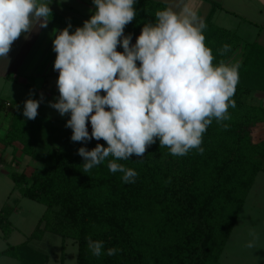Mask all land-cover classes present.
<instances>
[{
  "label": "trees",
  "instance_id": "16d2710c",
  "mask_svg": "<svg viewBox=\"0 0 264 264\" xmlns=\"http://www.w3.org/2000/svg\"><path fill=\"white\" fill-rule=\"evenodd\" d=\"M94 14L93 0H89ZM136 17L125 26L124 35H140L147 23L155 24L157 11L166 9L156 0H136ZM213 3L204 17L205 44L215 57L229 62L237 47L243 46L239 81L229 107V119H213L202 135L203 148L191 149L184 156H173L159 139L147 147L143 157L133 154L117 163L137 172L135 182L125 183L122 173L108 169V157L89 172H83L84 159L78 149L107 147L104 140L73 142L66 122L38 110L34 120L23 115L24 105L10 101L8 122L0 141L4 147L18 145L23 157L35 164L29 173L9 170L13 190L45 206L28 240L0 252L19 264H50L45 251L29 244L45 232L61 238L60 263L65 258L67 240L76 245L75 264H221L220 256L233 230L247 195L258 173H264V105L253 103L257 92H264V36L243 40L235 30L212 22ZM229 11V10H226ZM50 21L75 31L79 20L52 11ZM246 21V19H243ZM230 45L221 55L219 49ZM118 52H123L117 45ZM140 66V62H136ZM59 72L56 73V81ZM0 99V112L8 107ZM19 106V107H17ZM13 160V159H12ZM11 163H16L12 161ZM10 194L8 195V198ZM17 201L0 207V230L7 238L12 225L9 217ZM104 242L103 254L96 257L87 247V237ZM119 251L108 256L107 249Z\"/></svg>",
  "mask_w": 264,
  "mask_h": 264
},
{
  "label": "clouds",
  "instance_id": "9594fccd",
  "mask_svg": "<svg viewBox=\"0 0 264 264\" xmlns=\"http://www.w3.org/2000/svg\"><path fill=\"white\" fill-rule=\"evenodd\" d=\"M135 3L93 0L94 14L82 27L71 34L70 23L62 30L53 29L59 96L50 107L61 116L70 114L66 127L72 129L73 142H106L107 147L97 143L91 150L78 149L85 161L83 172L111 156L109 171L122 173L125 183L135 182L137 172L117 161L133 154L143 157L156 138L173 156H184L191 149L203 152V133L213 119L228 120L229 107H235L231 98L240 67L223 60L213 65L215 57L205 44L207 25L188 0H176L174 7L157 11L155 24H145L131 44L124 29L136 17ZM49 5L42 0H0V58L8 60L12 44L22 34L27 38L37 25L47 28L52 18ZM118 44L123 52L116 50ZM229 50L225 44L218 51L223 55ZM41 100L27 99L24 117L34 120ZM250 235L253 240L246 247L254 248L256 234ZM86 239L92 254L101 256L104 242ZM118 251L109 248L106 254Z\"/></svg>",
  "mask_w": 264,
  "mask_h": 264
},
{
  "label": "rangeland",
  "instance_id": "374dc122",
  "mask_svg": "<svg viewBox=\"0 0 264 264\" xmlns=\"http://www.w3.org/2000/svg\"><path fill=\"white\" fill-rule=\"evenodd\" d=\"M160 1H162L166 5L168 4L169 7H174L176 4V0ZM238 1H224L223 5L231 10H217L215 19L212 20V22L217 26L233 30L239 29L241 26V29H239L240 33H242L241 37L244 40L250 38L253 39L254 33L256 32V27L254 25L244 23L245 21H243V19L247 17L250 20L246 19V21L257 23L258 30L262 29L263 33L261 34L262 36H264V10L260 4L261 2L264 3V0H247L243 2ZM42 2L50 4L49 7L52 9V11L66 18L79 20L82 23L90 19V17L88 16L91 9V3L89 0H42ZM189 3L193 4L192 2ZM60 26H62V29L67 27L64 25ZM243 30H246L247 32H244ZM69 31L71 34V29H69ZM137 37L134 38L133 44H135ZM242 52L243 46L240 45L230 57L229 62L234 64L239 63L241 60ZM2 84L3 83L0 84V87L5 89ZM8 86H10L9 88L11 90H8L4 94V96H7L11 99L16 98V95L19 94V96H21L22 98L20 101L23 103L29 98L41 100L40 96H36L33 92L28 91V89L20 87L15 88V86L17 85L11 84H8ZM34 86H36V82L34 83ZM24 93H26L25 95L28 96V98H23L22 95H24ZM100 94L102 96L106 95V93H104L103 91H101ZM255 96L256 97L252 99L253 103H258V98L264 97V95H261L260 93H256ZM56 98H58V96L52 93H47L45 98L43 97V99L41 100L38 110L46 115H50L56 118L58 123L64 124L68 119H70V114L61 116L57 110L50 107V102H55ZM262 105H264V102L262 103ZM106 110L109 109L106 108ZM10 113L11 110L9 109V106L6 108H2L0 112V127L3 124H7L8 116L10 115ZM87 128L89 134H91L92 128L90 119L87 122ZM13 148V158H8L7 163H4L0 166V207L3 205V203H5V201H10L12 203L14 201H17V206L15 211H13V213L9 217L12 229L8 237L3 238L2 232L0 230V252L6 249L8 246H15L28 240V236L34 230L38 219L45 209L44 205L26 197H22L19 193V190H13V182L7 175V172L9 170H23L26 173H29L32 170V167L35 165L33 161H28V159L25 157L24 161H19L16 159V163L10 164V160L11 162L15 160V151L17 147L15 146ZM9 152L11 153V151ZM263 175V172L258 173L257 182L248 193L249 197L245 200L246 202L244 204V207L239 213L235 226L233 227V230L220 256L221 264H264ZM9 194L10 197L8 198ZM253 231L256 234L255 247L248 248L246 247V245L253 240V236L250 235V233ZM29 244L36 249L45 251L49 256L50 264L60 263L62 243L59 236L50 232H45L40 239L30 240ZM64 252L65 258L63 264H75L76 245L72 243L71 240L66 241ZM0 264H19V262L7 255L0 254Z\"/></svg>",
  "mask_w": 264,
  "mask_h": 264
},
{
  "label": "crops",
  "instance_id": "0c3cea01",
  "mask_svg": "<svg viewBox=\"0 0 264 264\" xmlns=\"http://www.w3.org/2000/svg\"><path fill=\"white\" fill-rule=\"evenodd\" d=\"M156 1H160V0H156ZM224 1H227V0H188V2L193 3L192 5L195 6V8L198 11V14L203 19L205 15L208 13V11L211 9V6L213 3H218L224 9L231 10L229 8H226L223 5ZM243 1H247V0H239L238 2H243ZM260 4L264 10V3L261 2ZM168 7L169 6L167 4L166 8ZM217 10H221V9H216L214 11L212 20L215 19ZM245 19L250 20L247 17ZM244 23H248L249 25H254L256 27L254 38L246 39L248 42H251L257 36V32H258L257 23H253L249 21H245ZM53 29L61 30L62 26H60V24L58 23H55V22L53 23L52 21H49L47 28H39V26L37 25L27 35V38L25 37L24 34H22L20 38L17 39L12 44L11 50L8 54V60L6 58H0V84L3 83L2 85L5 87V89L0 87V99H4L6 102L15 101L20 105H24V103L20 101L22 98L21 96H19V94L16 95V98H12V99L7 96H4V94L8 90H11L8 84L17 85L15 86V88L20 87V88L28 89V91L33 92L36 96L41 97V94H43L44 98L47 93H52L56 96H59V92L57 91V84H56V73L58 71L54 70V67H53L54 61L57 55L53 51V39L55 38L53 35ZM239 29H241V26ZM239 29H236L235 31L241 37L242 33H240ZM230 30H233V29H230ZM71 31H72L71 33L74 32L73 30ZM243 31L247 32L246 30H243ZM35 82H36V86H34ZM257 93L264 95V92H257ZM25 94L26 93L22 95L23 98H28V96H26ZM258 99L262 103L264 102V97H260ZM6 125L7 124L5 125L3 124L1 125L2 128L0 127V138L2 134L4 133ZM15 146L17 147V149L15 148L16 149L15 160L14 159L13 160L16 161L17 159L19 161H24V159L27 158L29 161L28 157L24 158L21 155L18 145L15 144ZM13 149H14L13 146L4 147V145L0 141V152H1L0 153V166L3 165L4 163H7L8 158L10 159L13 158L12 157ZM9 151H11V153ZM9 163L11 164V160ZM7 175H8V172H7ZM257 176L255 178L253 186L257 182V179H258ZM262 177H264V175ZM262 183H264V180H262ZM248 197H249V194L247 198Z\"/></svg>",
  "mask_w": 264,
  "mask_h": 264
},
{
  "label": "built area",
  "instance_id": "2783aa9c",
  "mask_svg": "<svg viewBox=\"0 0 264 264\" xmlns=\"http://www.w3.org/2000/svg\"><path fill=\"white\" fill-rule=\"evenodd\" d=\"M6 105L8 106V105H9V103H8V102H6Z\"/></svg>",
  "mask_w": 264,
  "mask_h": 264
}]
</instances>
